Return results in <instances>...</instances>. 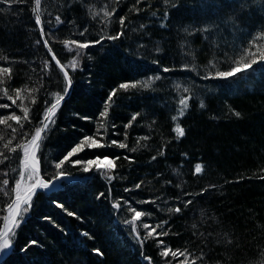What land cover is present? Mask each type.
Segmentation results:
<instances>
[{"label": "trees", "instance_id": "trees-1", "mask_svg": "<svg viewBox=\"0 0 264 264\" xmlns=\"http://www.w3.org/2000/svg\"><path fill=\"white\" fill-rule=\"evenodd\" d=\"M33 7L34 0L0 4V67L12 70L0 85V105H9L0 107V118L23 117L21 104L29 109L23 128L15 121L0 125V188L7 180L8 192L19 178L22 152L4 144L30 140L45 110L69 89ZM41 27L57 59L77 65L66 68L70 94L36 153L41 178L54 186L36 192L0 264H165L164 247L186 251L187 264H264V62L214 78L236 61H250L246 51L257 59L264 53L252 47L253 41L264 45V0H41ZM65 40L91 46L69 51ZM16 89L21 100L12 104L4 93L15 99ZM181 99L188 108L174 121ZM177 123L183 137L173 131ZM86 136L106 146L71 157L64 178L56 179L55 164ZM97 157L115 167L85 173L73 163ZM12 198L0 191V227ZM177 207L179 213L168 211ZM133 210L144 213L135 233L128 223ZM164 221L157 232L168 235L145 239L150 229L143 224ZM184 259L167 257L170 264Z\"/></svg>", "mask_w": 264, "mask_h": 264}, {"label": "snow or ice", "instance_id": "snow-or-ice-1", "mask_svg": "<svg viewBox=\"0 0 264 264\" xmlns=\"http://www.w3.org/2000/svg\"><path fill=\"white\" fill-rule=\"evenodd\" d=\"M23 3L24 0H0V4L7 3L9 6H11L13 3ZM35 7H33L32 11L35 16V22L37 25L41 24V0H34ZM95 15V13H93ZM104 17L108 18L111 17L112 12L105 11L103 13ZM120 24L121 26L124 25L125 21L124 18H120ZM56 23H61L60 17H56ZM207 31V29H205ZM117 34L116 36H109L108 39H118L121 35ZM45 35V32L43 29H41V38H43ZM83 35V33H81ZM65 47H68L69 51H73V49L70 47V45H75L76 49L83 50L87 49L91 46L89 42H77V41H69L65 40L64 42ZM94 43H99V41H96ZM44 46L48 48L49 53L52 55V59L56 62L57 66L59 67L60 71L63 73L65 81L70 86L71 80L69 77L68 72L66 71V68L71 66L73 68L76 67L77 61L72 60L70 61V65H64L62 64L56 57L53 50L48 46L47 40L44 42ZM252 47H257V50L259 51L260 48H264V45L257 46L255 41L252 42ZM77 56L80 55V52L77 51ZM251 55L253 58L248 62H241L236 61L235 66L232 67L229 71H218L214 78H220V79H228L231 77H234L242 72H247L249 69L253 67V65L264 62V53L259 55V58H256V52L246 51L245 56ZM3 57H0L2 59ZM241 60H244V57H241ZM47 67V64H46ZM11 69L7 67H0V85H3L5 83L3 77L5 74H8V78L11 79ZM165 72L169 71V69L165 68ZM207 78V77H205ZM156 79H159V77H156ZM136 84H121L120 88L127 90L129 87H136ZM148 85H145L147 87ZM21 89H16L15 99L11 95H8L7 90H5V95L8 96V99L12 101V104H16L17 100H21ZM23 91H28V89H24ZM34 91V90H32ZM187 91V89H185ZM65 92H67V88H65ZM115 96V91H113L106 101L105 104V110L101 113V117H107L108 115V108L111 106V101L113 97ZM61 100H63V96L57 95L55 99V103H52L50 107H48L45 110L44 117L41 120L42 127H39L35 130L34 135L31 136V139L28 140L26 143L18 144L16 147H11L12 140H9L7 143L4 144V148L8 149L11 152H17L19 149L22 152V156L20 157V164H19V178L15 181V186L11 189L10 192L6 191L8 187V181L3 180L4 188H0V191H4L6 195H10L13 198L10 200V202L6 205V215L3 216V226L0 227V254L5 253L8 251L14 242L15 236H16V229L20 226V224L23 222L24 214L27 213V211L31 207V202L33 200L34 195L36 192L40 189H50V187L54 186L51 182L45 181L41 178L40 175V166H39V159L36 155L37 150L40 147V141L43 139L42 132L46 131L48 128V122H53L52 117L55 115V111L58 108ZM35 100L33 99V103ZM180 109L178 110V116H174L173 120H178L179 117H182L185 114V110L188 108V101L187 99H181L179 101ZM0 107L7 108L9 105H0ZM201 107H204L203 104H201ZM20 111L23 112V117L16 115L13 113L12 115H9L4 118H0V125H7L8 121H15L17 124L20 125L21 128H23V122L29 120V109L23 104L20 105ZM236 116H239V113H235ZM136 116L132 117V120H135ZM11 127V125H8ZM100 128H103L104 125L101 124L99 126ZM13 132H16V128H12ZM173 131L176 133L177 137H183L185 132L184 129L180 126L179 123L176 124ZM27 135V133H24ZM3 137L0 136V140H2ZM141 139H146V137H142ZM112 143H117L116 141H113ZM106 145L98 142L97 139H95L92 136H86L83 140L80 141V143L76 144L74 147L71 148L70 151L67 152V154L61 159L58 163L55 164V168L57 169L56 172V179L64 178L65 173L62 170V166L65 164V162L69 161L71 157L78 155L80 152H84L87 149H94V148H100L105 147ZM120 148H125L126 144L119 143L118 145ZM135 151V149H132ZM4 153H0V156H3ZM6 158V157H5ZM155 159V157H153ZM107 161V164L109 166L108 171H111L115 167V161L112 159H109L108 157H104L101 159L100 157H97L95 159H90L87 161L82 160H75L73 163L75 165L83 164L84 167L82 168V171L87 173L91 170L93 166H95L97 171L101 170V165L104 164V162ZM0 163H3V160H0ZM196 173H200L202 171V166L197 165L195 169ZM261 179H264V176L260 177ZM108 180H111V176H107ZM137 188L140 187L139 184L136 185ZM191 201H187L185 203V206L187 204H190ZM118 205L114 204L113 207H117ZM57 207H62V205L57 204ZM134 211V216L131 221H128V223H132V231L136 232V221H139L140 218L144 215L141 211ZM168 211L179 213L181 209L179 207L175 209H169ZM69 215H72V213H69ZM167 221L162 222L161 224L152 227L149 224L145 223L143 224V228L150 229L146 233V237H153L157 238L159 236H166L168 235L167 231H160L157 232V228L163 229L164 224H166ZM154 233L156 236H154ZM137 239H141L139 235H137ZM35 243V241L31 242ZM159 244H163V241H158ZM97 255H102L100 250H95ZM161 257L165 258V264H170L169 261H167V257L171 255L173 258H177L178 256L185 257L184 260H181L179 264H187V255L186 251H180V250H171L170 248L164 247L163 250L160 252ZM150 260V258H148ZM151 264V261H150ZM193 264H195V261H193Z\"/></svg>", "mask_w": 264, "mask_h": 264}, {"label": "water", "instance_id": "water-1", "mask_svg": "<svg viewBox=\"0 0 264 264\" xmlns=\"http://www.w3.org/2000/svg\"><path fill=\"white\" fill-rule=\"evenodd\" d=\"M34 7H35V4H34ZM41 29H42V27H41V24H40V32H41ZM43 39V43L45 42V39H44V37L42 38ZM47 49V51H48V48H46ZM48 53H49V51H48ZM50 54V53H49ZM50 56H51V58H52V55L50 54ZM54 61V60H53ZM54 63H55V65L57 66V64H56V62L54 61ZM57 68L59 69V67L57 66ZM59 71H60V69H59ZM61 72V71H60ZM62 73V72H61ZM62 75H63V73H62ZM64 76V75H63ZM70 77V76H69ZM70 80H71V78H70ZM71 86H72V80H71V84H70V86H69V89H68V91H67V93H66V95L63 97V100H61V102H60V104L59 105H61L64 101H65V99L69 96V94H70V91H71ZM55 113H56V111H55ZM42 127V126H41ZM43 133L44 132H42V135H43ZM41 175V174H40ZM0 262H1V257H0Z\"/></svg>", "mask_w": 264, "mask_h": 264}, {"label": "bare ground", "instance_id": "bare-ground-1", "mask_svg": "<svg viewBox=\"0 0 264 264\" xmlns=\"http://www.w3.org/2000/svg\"><path fill=\"white\" fill-rule=\"evenodd\" d=\"M106 164H107V161L104 162L103 167L101 166V170H105L109 168V166H107L108 164L107 165Z\"/></svg>", "mask_w": 264, "mask_h": 264}, {"label": "rangeland", "instance_id": "rangeland-1", "mask_svg": "<svg viewBox=\"0 0 264 264\" xmlns=\"http://www.w3.org/2000/svg\"><path fill=\"white\" fill-rule=\"evenodd\" d=\"M106 165H107V164H106ZM101 166L103 167V164H102ZM107 166H108V165H107ZM6 214H7V213H6ZM6 252H7V251H6ZM6 252H5V253H6ZM5 253H2V254H0V255H4Z\"/></svg>", "mask_w": 264, "mask_h": 264}]
</instances>
